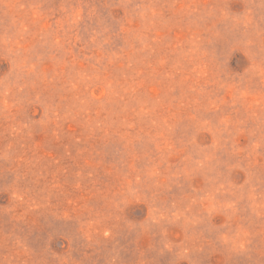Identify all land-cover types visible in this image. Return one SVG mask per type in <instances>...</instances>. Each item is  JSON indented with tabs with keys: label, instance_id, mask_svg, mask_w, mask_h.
I'll list each match as a JSON object with an SVG mask.
<instances>
[{
	"label": "rangeland",
	"instance_id": "obj_1",
	"mask_svg": "<svg viewBox=\"0 0 264 264\" xmlns=\"http://www.w3.org/2000/svg\"><path fill=\"white\" fill-rule=\"evenodd\" d=\"M0 264H264V0H0Z\"/></svg>",
	"mask_w": 264,
	"mask_h": 264
}]
</instances>
